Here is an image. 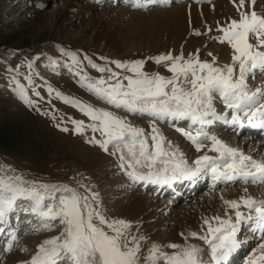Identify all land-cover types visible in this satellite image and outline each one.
Wrapping results in <instances>:
<instances>
[{
  "label": "snow or ice",
  "instance_id": "obj_1",
  "mask_svg": "<svg viewBox=\"0 0 264 264\" xmlns=\"http://www.w3.org/2000/svg\"><path fill=\"white\" fill-rule=\"evenodd\" d=\"M159 2L163 5L168 0ZM231 2L237 9L238 18L230 19L226 25H218L220 34L211 37L220 43L227 42L233 50L232 63L223 67L215 66V57L212 62L201 61L199 49L195 56L189 53L187 58L183 54L173 55L171 51L146 58L169 71L171 76L168 77L159 72L149 74L143 71L144 60L100 57L107 63L99 65L86 54L81 58L78 52L64 48L59 51L68 57L69 71L77 69L75 75L80 74L82 62L88 61L101 76H80L81 87L98 100L128 114L148 117L150 122L187 120L190 129L195 125L211 124L213 120H223L225 124L242 128L246 119L252 127L264 130V87L253 90L247 84L248 74L253 77L257 71L264 74V14H258L254 9L256 0ZM147 6V3L133 4V7L144 10ZM195 34L201 33L196 31ZM50 63L55 65L56 61L50 58ZM109 65H114L115 69ZM28 66H32L31 62ZM104 73H107L106 77ZM28 80L31 83V77ZM48 90L49 93L53 91ZM16 92L26 105L35 106L18 82ZM33 94L39 95L38 92ZM56 95L93 122L85 125L83 120H72L74 133L82 134L86 128L99 131L101 139L86 138L85 142L97 145L105 152H109L111 144L113 150L109 154L115 156L119 153L118 167L132 182L128 187L139 182L171 187L173 182L194 181L209 172L217 181L240 179L245 183L264 184V159H254L202 128H196L195 134L192 130L176 129L191 141L197 152L205 147L204 141H211L210 150L217 153L216 156H197L190 165L179 149L171 141H165L155 127L152 128L150 146L144 129L134 126L126 117L65 97L60 92ZM217 97L225 106L224 114L216 111L213 101ZM61 131L67 132L68 129L62 128ZM77 183L79 188L26 181L14 174V170L10 172L7 166L0 165V225L8 223L18 202L26 201L28 208L25 211L40 219L44 229L53 228L56 223L63 226L59 235L44 240L30 260L22 264H160V261L163 264H226L230 253L241 246L242 242L236 237L240 225H247L258 236L246 264H264V200L257 201L249 196L241 197L239 201H225L234 210V220L213 217L219 221L215 228L208 219L204 220L208 225L207 234L199 239L204 240L210 250V259L205 260L204 250L197 245L164 246L154 242L143 254V242L147 237L139 233V222L134 233L132 221L108 217L102 211L98 193L84 183ZM241 206L247 212H242ZM3 231L4 228L0 227V232ZM189 235L195 238L198 234L191 232ZM11 247L9 243L4 251ZM162 247L177 251L164 252ZM21 251L25 249L21 248Z\"/></svg>",
  "mask_w": 264,
  "mask_h": 264
},
{
  "label": "rangeland",
  "instance_id": "obj_2",
  "mask_svg": "<svg viewBox=\"0 0 264 264\" xmlns=\"http://www.w3.org/2000/svg\"><path fill=\"white\" fill-rule=\"evenodd\" d=\"M4 1L0 0V129L6 137L15 138V148H19L20 152L10 154L0 147V165L7 166L10 172L14 170V174L22 176L26 181L56 186L67 184L74 188H79L77 182L88 185L91 191L98 193L102 211L108 217L132 221L134 233L139 222V233L147 237L143 242V254H146L154 242L164 246H186L189 233L196 232L198 228L193 219L198 224L205 225V228L208 225L204 224V220L208 219L212 227H215L216 220L210 217V206L204 208L203 215H193L192 219L186 215L178 218L176 211L170 209L171 205L163 208L162 203L156 202L157 199L169 201V195L163 197L153 194L137 183L128 187L132 182L118 167L119 153L115 156L109 154L113 150L111 144L109 152H105L97 145L85 142L86 138L101 139L99 131L93 132L91 128H86L82 134L74 133L72 120H83L85 125L93 122L70 103L58 98L56 93L60 92L65 97L126 117L134 126L144 129L150 146L153 127L165 141L181 134L177 128L192 130L195 134L196 128L190 129L188 122L177 124L176 121L167 119L150 122L148 117L128 114L123 109H116L98 100L86 88L81 87L79 80L84 74L90 78H98L101 73L84 60L79 69L80 74L75 75L77 69L69 71L68 57L62 56L59 49L78 52L81 58L86 54L99 65L107 63L100 57H106L107 60H144L143 71L149 74L159 72L168 77L171 76L169 71L146 58L169 51L173 55L183 54L187 58L189 53L195 56L199 49L201 61L212 62V57H215V66L223 67L232 63L231 47L228 45L227 51L224 50V58L227 57L224 60L217 52L224 47V43L211 39L220 34L217 26L210 27V32L209 28H194V25H190L192 30L187 40L185 38L179 45L177 33L170 24L158 33L160 25L157 23L156 12L166 6L154 5L144 10L122 0L112 3L72 0L69 6L67 3L70 0H6V6L2 7ZM221 1L223 0H213L203 4H207L210 9ZM228 1L233 4L231 0ZM214 18L210 17L209 20H212L208 22L212 23ZM196 31L201 34L196 35ZM156 33L159 34L158 37ZM208 53L212 55L209 56ZM50 58L56 61L55 65L50 63ZM29 62L31 67L28 66ZM109 66L115 69L114 65ZM103 75L106 77L107 73ZM28 77H31V83ZM262 78L264 74L254 77L248 74V87L253 90L260 87ZM17 82L25 88L29 99L35 102L34 107L26 105L19 98L16 92ZM49 88L53 90L51 93ZM34 92L39 95H34ZM213 103L216 104L214 101ZM218 113L224 114V111L219 110ZM62 128H67L68 131H61ZM204 131L219 132L218 129ZM226 139L229 142L234 140L233 136ZM241 139V136L238 137L235 144L243 147ZM179 140L175 147L183 155H191V149L184 141ZM232 141L230 144H234ZM164 147L167 148L166 143ZM248 147L249 145L244 146L243 150L248 151ZM202 154L195 153L194 159ZM254 154L263 156L264 146ZM232 188L227 189L231 194ZM259 190L262 191V188ZM56 195L58 197L59 193ZM195 199L196 197H192L173 204L174 207L191 204ZM27 208L26 201L18 202L16 212L10 216L8 223L0 225L4 228L0 232V264H22L29 261L36 253L37 246L44 240L59 235L63 227L56 223L55 227L44 229L42 221L30 211L26 212ZM216 223L219 224V221ZM185 230L190 231L188 235ZM200 232L197 234L200 235ZM9 243L12 247L9 251H4ZM21 248L25 251H21ZM161 251L171 253L177 250L162 247ZM160 263L163 264V261Z\"/></svg>",
  "mask_w": 264,
  "mask_h": 264
},
{
  "label": "bare ground",
  "instance_id": "obj_3",
  "mask_svg": "<svg viewBox=\"0 0 264 264\" xmlns=\"http://www.w3.org/2000/svg\"><path fill=\"white\" fill-rule=\"evenodd\" d=\"M198 1L199 0H193L191 2L190 1H184V2L173 1L166 8L162 9L161 11L158 10L159 12H156V18L158 21L157 23L160 25L158 33L162 32L164 30V27H166L168 24H170L171 28L174 29L175 32L177 33V43L180 45L181 42L185 38H186L185 40H187V37L189 36L190 31L192 30V29H190L191 28L190 25H194L195 26L194 28L204 27V28L210 29V27L214 28L215 26H218V25H226L230 21V19L238 18V12H237L236 7L234 6V4H231L228 0H223L221 2H218L215 6H213L210 9L207 8V4H203V1H201V2H198ZM71 3H72V0H70L69 3H67V6H69L68 4H71ZM4 6H6V0L2 4V7H4ZM253 7L257 11L258 14H264V0H256V3ZM71 8H73V7H71ZM155 10H157V9H155ZM210 17H213V18L215 17L216 19L215 18L214 19L216 20V22L213 19L212 23H209L208 20L210 19ZM154 20H155V18H154ZM211 20H209V21H211ZM209 31L211 32V30H209ZM158 33H156V37L159 36ZM167 34H169V33H167ZM151 38H152V36H151ZM223 45H224V47L222 46L217 52L221 58L226 60L227 57L224 58L225 55L223 54V52H224V50H225V52L227 51L228 44H227V42H224ZM230 58H231V55H230ZM224 60H222V61H224ZM231 62H232V60H231ZM227 63H229V62H227ZM257 85H259V83ZM260 87H264V78H262ZM214 102L216 103L215 108H216L217 113L219 112V110H225V106L220 101L219 97H217L214 100ZM229 119H230V116H229ZM213 121H216V120H213ZM244 121H243V123H244ZM208 134L216 136L218 139L222 140L223 142L228 144L230 147L237 148L241 152H243L244 154L252 156L254 159H264V155L263 156H260V155L256 156L254 154L255 152L259 151L264 146L263 138H257L256 139L253 136L247 137L243 134L242 139H241L243 147L246 145H249V147H248L249 150L244 151L243 147H241L238 144H235V142H237V140H236L237 136L234 135V138H233L234 140L233 141L231 140L234 144H230L231 141L230 142L227 141L226 138L228 136L233 135V133H231V132H226V133L222 132L219 134L214 132V133H208ZM222 134H224V135H222ZM179 139L184 141L186 143V146H188L189 149H191V151H192V152L189 151L191 155H188V154L183 155V158L186 159L190 165L192 163L190 161L195 160L194 159L195 153L202 154L201 152H203L202 155H204V154H207L209 156H216L217 155L216 152H213L210 150L211 141H207V142L204 141L205 147H203L199 152H197L194 145L191 143V141L188 140L187 138L183 137L182 134H180L179 136H177L175 138H172V140H170V138H169V140L172 142V145L174 147H175V143ZM158 166L162 167L163 165H158ZM231 187H233L232 188V190H233L232 194L227 189H216V188L210 189L209 191L202 193V195H200L201 193L197 194V192H196L194 194L196 199L194 200L193 203H191V204L185 203V204H181L177 207H174L173 203L176 202V204H178L180 201H183V200L179 199L177 201H174L173 199H169V201H166V200L157 199L156 202H157V204L162 203L163 208H167V206L171 205L170 209L171 210L174 209V211H176L177 217L178 216L181 217V216L186 215L187 217H190L192 219L193 215H200V214L203 215L204 208L206 206H210L209 211H212L211 216H210L211 218L220 215L219 217H221L222 219H228L229 217H231L234 220L235 219L234 210L229 208L228 205L225 204V201H233V200L239 201L241 197L247 198L249 196L253 197L257 201L264 200V184L262 187V191H260L259 188H256L252 184H249V183L244 184L243 182L239 183L238 185L231 186ZM240 210L242 212H247V209L243 208V206H241ZM214 222H215V225H214L215 227L219 226V224L216 223V221H214ZM193 223H196L197 227L201 228V229L197 228L196 233L203 231V233L200 232L201 234L200 235L198 234L197 237L204 236L207 234L208 228H205V225L198 224V222H196L194 219H193ZM189 226L191 228L192 224ZM211 226H213V225H211ZM243 226L244 225H240L239 227H243ZM215 227H213V228H215ZM185 232L187 234L190 231L185 230ZM197 237L193 238L192 236L188 235L189 240H188L187 245H197L202 250H204V259L205 260L210 259V256L208 255V253L210 251L208 248V244H206L204 242V240H201ZM257 240L258 239H256V241ZM256 241H254V243ZM238 250H240V248H238ZM249 252H251V249L249 250ZM249 252H248V254H249ZM248 259H250L249 255H247V258H245V264H246V260H248ZM160 264H162V263H160Z\"/></svg>",
  "mask_w": 264,
  "mask_h": 264
},
{
  "label": "trees",
  "instance_id": "obj_4",
  "mask_svg": "<svg viewBox=\"0 0 264 264\" xmlns=\"http://www.w3.org/2000/svg\"><path fill=\"white\" fill-rule=\"evenodd\" d=\"M14 139V137H6L3 130L0 129V147L10 154H16V151L20 152L19 148L18 150L15 148Z\"/></svg>",
  "mask_w": 264,
  "mask_h": 264
}]
</instances>
